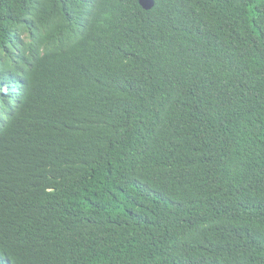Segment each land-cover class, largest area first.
<instances>
[{
	"label": "trees",
	"instance_id": "1",
	"mask_svg": "<svg viewBox=\"0 0 264 264\" xmlns=\"http://www.w3.org/2000/svg\"><path fill=\"white\" fill-rule=\"evenodd\" d=\"M0 0V264H264V0Z\"/></svg>",
	"mask_w": 264,
	"mask_h": 264
},
{
	"label": "water",
	"instance_id": "2",
	"mask_svg": "<svg viewBox=\"0 0 264 264\" xmlns=\"http://www.w3.org/2000/svg\"><path fill=\"white\" fill-rule=\"evenodd\" d=\"M140 5L144 10L150 11L155 7L156 2L155 0H140Z\"/></svg>",
	"mask_w": 264,
	"mask_h": 264
}]
</instances>
